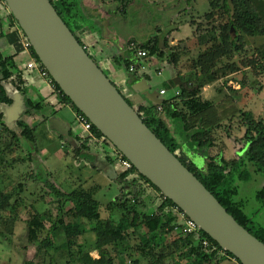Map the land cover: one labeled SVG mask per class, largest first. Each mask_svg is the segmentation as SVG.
<instances>
[{"label":"trees","instance_id":"trees-1","mask_svg":"<svg viewBox=\"0 0 264 264\" xmlns=\"http://www.w3.org/2000/svg\"><path fill=\"white\" fill-rule=\"evenodd\" d=\"M50 1L83 45V31L75 25L76 18L80 14L78 1ZM208 1L212 11L208 13L207 18H213L219 10L223 12V15L230 16L229 20L219 27L220 42L201 52L193 63L194 67L200 68V74L210 75L212 78L211 75L215 73L218 63L223 58H231L243 49L244 35H264V0ZM3 7L6 9V15L3 14ZM6 18L9 20L10 27L17 28L16 31L10 33L6 31L4 26ZM21 34L27 39L5 0H0V36L6 38L15 49V53L10 55L4 54L0 49V126L2 127L1 131L14 135L16 142L20 139L17 128L13 129L9 126L5 120V112L1 110V107L13 105L18 96L29 93L28 81L15 58L16 54L24 50ZM130 42H137L139 46L148 49L149 56L166 57L175 66L180 65L183 61V53L181 54L180 49L175 50L169 44L167 34L157 33L145 42L130 38L125 43V50L116 53L113 59L119 66L126 69L132 85L141 78L148 79V75L137 76V70L130 71L131 66L137 67L141 62L134 51L127 49ZM188 43L190 49L186 50L187 54L192 53L194 49L200 51L199 48L202 44H200L199 38L194 37ZM29 53L32 60L45 68L32 45ZM89 55L93 58L90 53ZM49 79L60 103L70 105L77 114H83L64 94L50 74ZM181 79L184 80L182 77ZM186 82L189 86H194L193 82L189 80ZM113 83L116 85L115 82ZM175 85L178 86L174 80H170L163 88L168 89ZM199 85L194 91L178 86L179 94L172 98L162 99L159 94L148 105L134 107L147 126L175 154L178 150L187 154L188 151L183 143L184 138H187L191 144H195L196 152L209 150L214 146V140L209 133L214 127H221V121L225 118L221 119L217 114L214 117L218 104L213 100L203 98L201 96L203 85L200 83ZM126 100L130 103L127 98ZM43 106V99L33 100L28 96L25 113L31 115L35 111H40ZM238 110L242 114L245 127L242 138L245 144L242 150L243 154L239 158L227 160L222 155L208 153L204 157L202 167H199L198 162L196 163L192 159L191 163L188 164L182 157L179 158L214 194L228 212L264 243V228L253 226L251 219L243 210V205L233 200V195L237 190L231 184L233 174L248 162L254 164L256 172L264 173V119H256L251 112L245 111L243 107ZM53 113L55 116V112ZM14 123L21 130V136L38 149L36 127L30 126L21 118L15 120ZM91 133L90 136L82 137L80 134L74 135L69 130V139L64 134L59 133V135L70 143L72 140L79 143L73 149L77 157L92 154L93 146L102 145V148L108 146L111 150L110 153L112 154L107 153L106 158L113 169L120 157L126 158L94 125H92ZM227 134L230 135L231 131L227 130ZM10 145L12 144L10 143ZM114 171L121 188L119 195L104 205V209L109 214L106 219L102 216L103 204L95 197L99 189L98 185L91 188L80 186L70 192H65L54 184L49 185L57 198V216L50 220V212L45 211L35 213L33 219L28 221V240L32 243L38 242L35 248V256L40 260L37 264H46L47 257L53 260V253L60 250L68 252L67 264H116L115 261L122 257L120 250L131 246V243L134 244L131 246L132 250L149 258L148 264H170L167 263L168 255L164 246L161 251H158V247L164 242L167 234L173 233L179 225H184L183 219L175 209L177 205L134 166L126 170L117 169L116 171L114 169ZM26 178L29 179L31 176ZM23 185L25 184L21 182L10 192L0 190V207L2 210L11 213L16 210V206L11 204V200L17 196L16 201H19ZM257 198L264 206V187L257 192ZM68 203L70 206L67 208ZM150 207H153L152 211H150ZM114 214L119 215L118 220L113 219ZM47 220H50L48 228L45 225ZM87 225L91 226V230L96 234L92 250H86L82 243L88 231ZM46 228V235L41 236L42 231ZM1 234L0 232V236ZM60 235H64L66 240L58 245L57 240ZM204 240L209 242V246L203 245ZM172 248H174L173 251L179 253L178 260L173 261L172 264H223L225 259H233L234 262L231 264H242L232 253L222 249L218 242L200 228L181 235L172 243ZM92 251H97L99 257L94 258L91 254ZM28 262L31 263L29 260L25 264ZM133 262L137 264L138 261L134 260Z\"/></svg>","mask_w":264,"mask_h":264},{"label":"rangeland","instance_id":"rangeland-1","mask_svg":"<svg viewBox=\"0 0 264 264\" xmlns=\"http://www.w3.org/2000/svg\"><path fill=\"white\" fill-rule=\"evenodd\" d=\"M115 1L117 10L121 13L120 25L117 24V28H121L123 35L132 36L140 42H145L157 33L167 34L169 44L175 50L180 49L181 54L183 53V61L180 65L175 66L166 57L159 58L153 55L150 61L142 59L141 61L146 67L145 72L148 75L149 88L140 91L133 89L130 85L127 88L122 86L120 79L129 77L124 67H117L118 74L122 77H116L110 72V63L102 62L100 57L95 55L93 49L89 48L88 52L107 76L116 83L133 107H137L138 100L154 101V98L160 94V89L167 85L168 81L175 80L178 76L193 82L194 86L188 85L189 87L186 88L189 91H194L200 86V83L203 85L201 96L218 104L214 117L217 114L221 119L225 118L221 121V127H214L209 133L214 140L215 147L204 152H196L195 144H191L187 138H184L183 143L188 152L186 154L184 151L178 150L177 155L188 164L191 163V159L198 162L199 167L203 166L204 157L208 153L225 155L227 158L232 157L231 151L233 156L237 153L242 155L243 151H240V148L245 144L242 140L245 127L242 114L238 112V109L243 107L245 111L251 112L256 119H264V35H244L243 49L231 58H223L211 78L210 75L200 74V68L194 67L193 63L201 52L220 42L219 27L225 24L230 16L223 15V12L219 10L213 18H207L208 13L212 11L208 0ZM122 9L123 12H121ZM4 23L9 31L7 18ZM99 26L97 27L99 28ZM194 37L201 40L200 51L194 49L192 53L187 54L186 50L190 49L189 43ZM4 45H8L6 40H2L0 49ZM2 52L10 55L14 53V50L12 47L5 48L4 46ZM105 52H116V48L109 46ZM15 58L18 66L24 71V77L29 86L36 89L41 80H47L41 76L38 68H27V64L31 60L29 51L23 50L16 54ZM247 64L249 66H246ZM156 66H159L161 71L156 70ZM178 89L179 87L176 85L171 86L166 89L165 95L159 96L162 99L172 98ZM33 91L29 88L28 95ZM28 95L18 96L13 105L1 107V110L5 112V120L11 128H17L20 139L16 142L14 135L1 131L2 127L0 126V190L10 192L21 182L25 185L19 195V201H16L17 196L11 200V204L16 206V210L11 213L0 207V232L2 233L0 236V264H25L29 260L31 263L28 262V264L39 262L40 259L35 256L38 242L32 243L28 240V221L33 219L35 213L45 211L50 212V220L57 216V198L49 188L50 184L56 185L65 192H70L80 186L91 188L99 185L95 197L103 204L102 216L105 219L109 217V214L104 209V205L114 200L119 195L121 188L116 179V173L106 158V154L111 152L110 148L108 146L102 148V145L93 146L92 154L77 157L73 149L79 143L72 140L71 144L62 139L59 132L52 127L54 118H58L53 115L52 103L44 102L40 111L27 115L25 109ZM39 97L37 94L31 96L34 99ZM56 104L59 106L61 103L57 102ZM59 111V118L65 121L64 124L72 130L73 134L85 133L73 109L64 106ZM18 118L24 119L30 126L36 127L38 149L21 136V130L14 123ZM227 130L231 131V138L227 137ZM177 138L181 140L179 136ZM224 144L230 148L224 149ZM255 169L254 164L248 162L233 174L231 184L237 190L233 195V200L243 205V210L251 219L253 226L264 228V206L257 198V192L264 187V173L256 172ZM27 176H31V178L28 179ZM130 203L133 205L132 201ZM69 206L70 203L66 205L67 208ZM149 209L152 211L153 207ZM113 219L118 220L119 215L114 214ZM50 220L45 223L47 228L50 225ZM47 228L42 231L41 236L46 235ZM87 230L82 243L86 250H92L96 234L91 230V226L87 225ZM184 233H186L185 225H179L173 233L165 236L164 242L158 247V251H161L164 246L168 255L167 263L172 264L173 261L178 260L179 253L173 251L172 243ZM65 240V236L60 235L57 244L59 245ZM132 245L134 244L131 243ZM131 246L120 250L122 257L115 261L116 264H134V260L138 261L137 264H148L149 258L132 250ZM53 254V260L47 257L46 264H67L66 260L69 258L67 251L60 250ZM91 254L95 257L99 256L96 251H92ZM233 262V259H225L223 264Z\"/></svg>","mask_w":264,"mask_h":264},{"label":"water","instance_id":"water-1","mask_svg":"<svg viewBox=\"0 0 264 264\" xmlns=\"http://www.w3.org/2000/svg\"><path fill=\"white\" fill-rule=\"evenodd\" d=\"M5 2L52 79L133 166L242 264H264V243L147 126L51 1ZM174 82L180 88L189 87L179 76ZM52 127L69 139V129L58 118Z\"/></svg>","mask_w":264,"mask_h":264},{"label":"crops","instance_id":"crops-1","mask_svg":"<svg viewBox=\"0 0 264 264\" xmlns=\"http://www.w3.org/2000/svg\"><path fill=\"white\" fill-rule=\"evenodd\" d=\"M78 1V6L80 8V14L79 16L76 18V22L75 25L78 26L83 32H82V37L84 42H87L90 46V48L93 49V52L95 53L96 56L100 57V60L102 62L107 61L110 64V68L112 74H115L116 77H122L118 74L117 71V67H121L119 66L115 60L113 59V56L116 53H121L125 50V43L128 39L133 38L132 36H127V35H123L121 33V28H117V24L120 25V16L121 13L118 12L117 10V3L115 0H77ZM3 14L6 15V9L3 7ZM100 25V26H99ZM99 26V28L97 27ZM102 26V27H101ZM101 27V28H100ZM119 27V26H118ZM10 30H6L8 33L10 32H14L17 30L16 27H10ZM2 40H6L8 45H4L5 48L7 47H12V49L14 50L15 53V49L14 46L11 45L6 38L1 37L0 36V43H2ZM138 40V39H137ZM4 46L2 47V51L4 49ZM109 46H112L114 48H116V52L113 53H106V49L109 48ZM137 76H143L144 74L147 75L146 72H142V71H138V73H136ZM181 77V76H179ZM44 79V78H43ZM126 79V80H124ZM122 86L124 88H127L128 85H130L131 87H133V89L135 90H140L141 88L146 87L147 85H149V80L148 79H139L135 84L132 85V82L130 81L129 77L127 78H121L120 79ZM143 80H147V83L143 82ZM185 81V80H184ZM125 82H128L125 84ZM28 88L34 90L31 94H29L28 96L31 97L33 94H37L38 96H40L38 99H34L33 100H41L43 99L44 102L46 103H52L53 105V112L55 113V116H58V119L60 121H62L63 123H65V121L60 117L59 115V110L64 107H70L71 109H73L70 105H62L60 104L59 106L56 104L57 102L60 103L59 98L57 96V94L54 92L53 86L51 84V82H49V80H41V82H39L38 86L35 88H33L32 86H29V83L27 84ZM162 89V88H161ZM160 89V90H161ZM179 91V90H177ZM56 98V99H55ZM48 101V102H47ZM55 103V104H54ZM149 102L146 101H139L137 103V106L139 105H148ZM73 111L75 112V110L73 109ZM76 116L77 113L75 112ZM67 128V127H66ZM69 130H71L69 128ZM72 131V130H71ZM77 135V134H74ZM82 137H86L87 134L86 132L83 134H80ZM231 135L227 134V137L231 138ZM215 147V145L213 146ZM230 148L228 145L224 144V149ZM244 148L243 147L240 148V151H242ZM239 153H237V155L233 156L232 151H231V158H227L225 155L224 156L227 160L230 159H235V158H239L238 155ZM213 155V154H212ZM117 171V168L115 166L114 168ZM99 186V185H98ZM97 252V251H96ZM94 258H98L93 256Z\"/></svg>","mask_w":264,"mask_h":264},{"label":"built area","instance_id":"built-area-1","mask_svg":"<svg viewBox=\"0 0 264 264\" xmlns=\"http://www.w3.org/2000/svg\"><path fill=\"white\" fill-rule=\"evenodd\" d=\"M21 39H22V44H23L24 50L29 51L30 46H31L30 41L28 39H26L22 34H21ZM83 47L86 50L87 49L89 50V48H90V46L87 42H84ZM127 49L130 51H134L136 54V57L140 58V60L143 59L144 61H150V59L152 57V56H149L148 49L139 46L137 42H130L129 46H127ZM27 68H29V69L38 68L41 76L48 79L49 82H51L49 79V72L45 68H43L41 65H39L37 62H35L34 60H32V59L30 60V62L27 64ZM145 69H146V67L143 64V62L141 61L140 65H138L137 67L131 66L130 71L133 72V71L137 70V71L145 72ZM155 69L158 71H161V68L159 66H156ZM159 93H160V95H165L166 89L162 88ZM178 94H179V91L176 92V95H178ZM159 109H161V107H159ZM77 118L79 119L80 123L82 124L87 136L92 135V133H91V128L93 125L92 122L84 114H77ZM132 166H133V164L131 163V161L129 159L123 158V157H120L116 163V168L119 170H126V169L131 168ZM175 209H176V211L179 212L181 218L184 221L185 232L191 233V232H193L199 228L197 226V224L191 218H189L186 215V213L183 210H181V208L179 206H176ZM203 245L209 246V242L207 240H204Z\"/></svg>","mask_w":264,"mask_h":264}]
</instances>
